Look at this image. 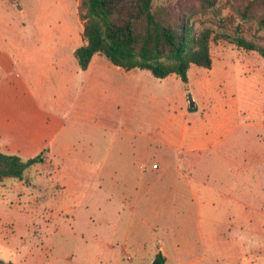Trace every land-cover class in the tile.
Instances as JSON below:
<instances>
[{
    "label": "rangeland",
    "instance_id": "obj_1",
    "mask_svg": "<svg viewBox=\"0 0 264 264\" xmlns=\"http://www.w3.org/2000/svg\"><path fill=\"white\" fill-rule=\"evenodd\" d=\"M211 1L153 5L264 46L261 3L244 18L248 0ZM79 3L0 1V151L26 160L44 150L22 180L0 181V260L150 264L161 250L167 264H264V57L219 38L211 67L192 64L189 84L99 53L82 71L73 55L84 43ZM191 121L225 124L190 167L178 156L187 148L174 146ZM55 133L74 160L48 158ZM194 133L202 140L203 129ZM166 170V185L183 173L187 187L149 188Z\"/></svg>",
    "mask_w": 264,
    "mask_h": 264
},
{
    "label": "trees",
    "instance_id": "obj_2",
    "mask_svg": "<svg viewBox=\"0 0 264 264\" xmlns=\"http://www.w3.org/2000/svg\"><path fill=\"white\" fill-rule=\"evenodd\" d=\"M203 1L206 6L213 5L211 0ZM257 3L264 7V0H248L242 17L246 18ZM78 15L83 21L84 43L73 55L81 70H86L94 54L99 53L124 70L148 69L160 79L176 74L187 83L191 64L211 67L210 43L219 38L264 57V46L242 36L216 34L209 26L195 29L190 15L174 18L170 6L155 7L153 0H80ZM256 23L264 29V11ZM43 153L23 160L0 151V181L8 177L22 180L27 168L43 161ZM166 260L159 250L150 264H166ZM0 264L13 263L0 260Z\"/></svg>",
    "mask_w": 264,
    "mask_h": 264
},
{
    "label": "crops",
    "instance_id": "obj_3",
    "mask_svg": "<svg viewBox=\"0 0 264 264\" xmlns=\"http://www.w3.org/2000/svg\"><path fill=\"white\" fill-rule=\"evenodd\" d=\"M0 1H2V0H0ZM0 14H1V11H0ZM74 49H73V51H74ZM92 65H93V57H92V59H91L86 70H88L90 67H92ZM77 66H78V63H77ZM78 68H79V66H78ZM82 71H85V70H82ZM189 83H190V78L188 76V82L186 84H189ZM186 116L191 117V112H188L186 114ZM224 124L225 123H218L217 124L215 122H210V121L205 123V124H202V123H196L194 121H191V122H187V124L184 127H181L180 128V137L178 138L174 147L176 148V151H178V150L181 151V149L186 147L187 152H189V155L185 156L182 152H180V154H178V156H180V163L183 165L187 164L188 166L191 167L192 166V158H193L192 153L199 150L202 141H207V143L210 142L213 145H215L216 143H219L218 141L222 139V138H220V132H223L222 126ZM199 129L204 130V133H202V136H203V138H201L202 140H200L198 137H196V135L194 133V132H196V130H199ZM220 130H222V131H220ZM213 132L215 133V135ZM223 134H225V133H223ZM45 153H46V155H48V158L57 159V160H61V161L74 160L76 158L75 156L77 155V153L72 154L71 152H69V149L66 147L65 136L62 133L61 134L60 133L54 134V136L52 137V139L48 143V147L45 150ZM59 171H60V169H57L55 174L57 172L59 173ZM173 174H174L173 171L166 170L165 172H163L159 175L160 177L157 180H156V178H157V175H156L155 178L152 179V181H150L149 188H155V187H159L162 185L168 186V188H186L188 181L186 180L187 178H186L185 174H183V173L178 174V177L174 181H171V182H169L168 185H166L165 180L168 179L169 177L171 178V176ZM184 182L186 183V185H184ZM124 250L125 249H123L119 253V255H118L119 257H121L124 254ZM12 263L17 264L14 260ZM36 263H37V261L32 258L31 262L25 261L24 264H36ZM127 264H129V263H127ZM166 264H167V260H166Z\"/></svg>",
    "mask_w": 264,
    "mask_h": 264
},
{
    "label": "water",
    "instance_id": "obj_4",
    "mask_svg": "<svg viewBox=\"0 0 264 264\" xmlns=\"http://www.w3.org/2000/svg\"><path fill=\"white\" fill-rule=\"evenodd\" d=\"M187 98H188V107L190 109H194L196 107V103L194 101V98H193L192 94L188 93L187 94Z\"/></svg>",
    "mask_w": 264,
    "mask_h": 264
},
{
    "label": "built area",
    "instance_id": "obj_5",
    "mask_svg": "<svg viewBox=\"0 0 264 264\" xmlns=\"http://www.w3.org/2000/svg\"><path fill=\"white\" fill-rule=\"evenodd\" d=\"M156 167H157V164H153V165H152V168H156Z\"/></svg>",
    "mask_w": 264,
    "mask_h": 264
}]
</instances>
